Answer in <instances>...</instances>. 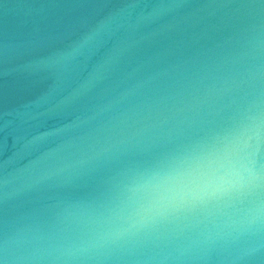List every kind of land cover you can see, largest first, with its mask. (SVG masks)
Segmentation results:
<instances>
[{"label":"water","instance_id":"water-1","mask_svg":"<svg viewBox=\"0 0 264 264\" xmlns=\"http://www.w3.org/2000/svg\"><path fill=\"white\" fill-rule=\"evenodd\" d=\"M255 102L264 0H0V258L6 233Z\"/></svg>","mask_w":264,"mask_h":264},{"label":"clouds","instance_id":"clouds-1","mask_svg":"<svg viewBox=\"0 0 264 264\" xmlns=\"http://www.w3.org/2000/svg\"><path fill=\"white\" fill-rule=\"evenodd\" d=\"M168 144L101 198L6 233L0 264H264V103Z\"/></svg>","mask_w":264,"mask_h":264}]
</instances>
